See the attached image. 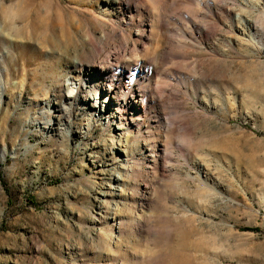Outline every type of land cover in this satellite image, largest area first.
<instances>
[{
  "label": "rangeland",
  "instance_id": "obj_1",
  "mask_svg": "<svg viewBox=\"0 0 264 264\" xmlns=\"http://www.w3.org/2000/svg\"><path fill=\"white\" fill-rule=\"evenodd\" d=\"M118 1L0 0V264H264V0Z\"/></svg>",
  "mask_w": 264,
  "mask_h": 264
},
{
  "label": "bare ground",
  "instance_id": "obj_2",
  "mask_svg": "<svg viewBox=\"0 0 264 264\" xmlns=\"http://www.w3.org/2000/svg\"><path fill=\"white\" fill-rule=\"evenodd\" d=\"M106 3L108 5H110L111 7H113V9L118 10L121 8V5L119 3L118 0H106ZM81 66V65H80ZM106 67V65H105ZM91 70L94 72H97L101 78H103L104 82L106 83V89L108 91V93L114 91V90H121V91H127L129 88V83H127L126 81H122V80H117L115 82V79L109 75L108 71L105 70L103 67H101L98 71L94 69V67H92L91 69H89V71L91 72ZM89 73V72H88ZM143 94V90L138 89L136 92H133V95L131 96L133 98V103L138 104V97L137 95L142 96ZM136 107V106H135Z\"/></svg>",
  "mask_w": 264,
  "mask_h": 264
}]
</instances>
